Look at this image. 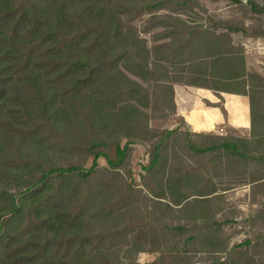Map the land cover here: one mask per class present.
<instances>
[{
    "label": "trees",
    "instance_id": "16d2710c",
    "mask_svg": "<svg viewBox=\"0 0 264 264\" xmlns=\"http://www.w3.org/2000/svg\"><path fill=\"white\" fill-rule=\"evenodd\" d=\"M197 8L206 11L199 0H0V264H139L140 253L151 264H197L198 254L264 264V75L232 39L260 35L199 23ZM144 15L161 28L150 47L132 24ZM175 85L246 96L250 135L193 133ZM157 113L188 130L154 127ZM136 144L150 159L139 183ZM89 158L107 165L86 169ZM240 190L251 213L242 221L258 231L234 244L224 228L241 218L229 199Z\"/></svg>",
    "mask_w": 264,
    "mask_h": 264
},
{
    "label": "rangeland",
    "instance_id": "374dc122",
    "mask_svg": "<svg viewBox=\"0 0 264 264\" xmlns=\"http://www.w3.org/2000/svg\"><path fill=\"white\" fill-rule=\"evenodd\" d=\"M200 5L206 10L197 8L196 12L199 15L198 22L212 26L214 23L232 22L236 24L243 23L246 27H249L252 33L260 35V39L264 42V0H254L257 11H253L252 7L249 5L236 4L229 1L220 0L218 2H211L209 0H199ZM163 14V13H161ZM149 15H144L132 22L136 27L139 36L147 41V45L150 47L152 44V37L154 34L161 31V28L150 29V24L148 22ZM184 19L187 17L183 16ZM238 37L242 41V38H246L242 33H237ZM263 35V36H262ZM258 38H254L257 40ZM250 57V71L260 72L264 75V48L261 52H256L254 50ZM248 67V66H247ZM156 128H178L182 132H186L188 129L184 125H181L180 121L175 117H171L169 120H164L160 113L156 114V119L154 123ZM32 145H24L20 148L22 153L32 155ZM148 149L144 144H136L131 147L130 153V168L133 173L134 180L139 183L144 174V167L149 162V156L147 154ZM84 168L90 169L94 164H98L100 167H105L107 165L104 158L93 159L89 158L84 161ZM247 192L245 190L235 191L229 194V199L231 205L241 212V214H236L238 220L233 221L230 225L224 228V233L226 237L231 238V242L234 244L241 243L247 237L254 236L258 230H254L252 226L248 225L247 222L244 224L242 220H247V216L251 215L249 213V199L246 197ZM251 212V211H250ZM244 218V219H243ZM247 218V219H246ZM248 221V220H247ZM156 259L155 255L148 253H140L137 255V261L139 264H151ZM206 256L204 254H198L197 264H209L205 261Z\"/></svg>",
    "mask_w": 264,
    "mask_h": 264
},
{
    "label": "crops",
    "instance_id": "0c3cea01",
    "mask_svg": "<svg viewBox=\"0 0 264 264\" xmlns=\"http://www.w3.org/2000/svg\"><path fill=\"white\" fill-rule=\"evenodd\" d=\"M232 39L235 45L240 44L245 48L247 66L251 70L249 54L254 50L263 51L264 42L260 38H242V41H238V34H233ZM174 91L177 116L185 121L193 133L224 134L227 129H232L239 136L250 135V106L246 96L215 93L205 88L186 85H175ZM221 129L223 133L220 132Z\"/></svg>",
    "mask_w": 264,
    "mask_h": 264
},
{
    "label": "built area",
    "instance_id": "2783aa9c",
    "mask_svg": "<svg viewBox=\"0 0 264 264\" xmlns=\"http://www.w3.org/2000/svg\"><path fill=\"white\" fill-rule=\"evenodd\" d=\"M221 133H223V130L221 129V131H220Z\"/></svg>",
    "mask_w": 264,
    "mask_h": 264
}]
</instances>
